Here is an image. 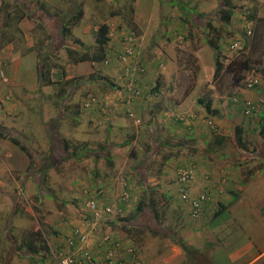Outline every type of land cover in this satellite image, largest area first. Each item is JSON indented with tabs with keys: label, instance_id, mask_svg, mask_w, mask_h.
Listing matches in <instances>:
<instances>
[{
	"label": "crops",
	"instance_id": "obj_1",
	"mask_svg": "<svg viewBox=\"0 0 264 264\" xmlns=\"http://www.w3.org/2000/svg\"><path fill=\"white\" fill-rule=\"evenodd\" d=\"M75 43L77 42L75 41ZM152 44V46L145 45V51H139V53L145 52V60L142 62L145 63L147 70L145 85L140 83L141 96L133 97L124 90L122 82L129 79L122 78L121 82L115 81V78L118 77L116 72L119 69L115 71L111 68V70L103 69L102 73L96 72L97 77L87 79L85 82H92L95 85L92 87L95 89L94 93H88L78 100H76L78 95L70 94V89L73 91L77 85L72 84L73 82L70 83L69 80L65 81L72 79L74 75L64 76L63 70H61L60 76H64L65 79L60 83L59 92L56 95L45 93L41 96L42 92L46 89L49 91L50 87L52 88V85L56 84L58 80L52 74L54 66L50 70V78L54 82L42 84L38 79V64L35 59L36 83L29 89L26 88L27 93L33 89L35 94L24 96L16 101L8 92L11 89H19L20 86H23V81L27 80V73L22 66H28L24 60L33 55V51L19 52L14 55L13 51H2L4 46L0 47V68L4 70L5 75H8L7 81L0 80L1 83L7 82L8 84H2L0 95V264H20L14 258L16 252L13 255H5V251L2 250L9 246L10 241L12 245L16 244L17 248L27 249L26 244L38 245L42 242L50 246L48 252L43 250L35 253L37 257L30 253L31 259L28 264L37 262L38 264H57L53 254L58 247L72 254L76 259L75 264H86L84 261L78 262L83 259L84 250L90 251L95 257V264H101V255L105 248L103 242L105 234L112 235L126 248L135 247L140 260L136 264H264L262 260L264 244L256 241L258 237L255 225L250 226V231L242 236L238 230L239 227L237 230L232 228L234 229L233 235H228L227 232L216 237V241L209 245L212 236L210 228L213 229L216 225L218 227L222 223L227 231L229 230L227 224L236 225L239 223L228 220L227 211L234 208V201H238L243 209H249L251 206L253 210L261 212L256 217L264 223L262 210L256 209L253 204L249 203L253 194H258L262 199L257 191H261L263 186L259 189L257 180L264 179V161H257V159L259 160L258 151L263 149L264 143L255 144V146L245 145L243 135L241 137L242 144L233 142L236 139L233 125L242 128V133L245 130L253 131V133H259L264 137V134H261L264 106L259 107L250 119L246 115V117L244 116L242 106L244 100L257 101L264 95V91L257 92L253 96L249 94V89H241L239 93L242 96L233 97V101H228V99L221 100L225 95H228L227 89H224L226 86L223 88L224 90L220 91V94L212 91L216 97L211 95L205 99L199 97L197 91L189 90L190 87L185 91L181 90L182 83L180 81L176 83L170 79L169 72L180 71V64L174 61L175 58L179 60L182 55L178 54L179 51H175V53L163 51L162 45L158 41H153ZM73 48L76 49V47ZM150 49L156 51H150ZM59 52L57 57L60 56ZM186 52L192 55L195 65H199L201 72L213 75L214 66H211V63L207 64L206 58L205 63H202L204 60L201 57L203 55L201 51ZM119 53L120 51H104L105 57L101 61L77 60L76 58H72L70 61L78 67V70H80L81 63L90 62L92 66L89 65L87 68V71L91 70L87 78L93 72V68L95 69L94 65L103 64L104 61L105 65L117 62L128 72L130 61L128 59L126 62H120L117 58ZM181 53L184 54L185 51ZM220 63L222 64V61ZM177 64L179 65L177 66ZM223 69L224 65L222 64L221 71ZM122 71L121 75L124 74ZM150 72L156 76L151 81L149 80ZM107 76H110L111 80L107 79ZM69 83L72 84L70 87ZM81 83L79 82V85ZM259 84L250 90L259 87ZM207 86L211 90L215 83L210 82ZM90 96L97 97L96 102L86 107V100L88 101ZM221 101V109L214 106L215 103ZM70 102H74V104L70 106L71 111H68ZM207 104L210 111L205 108ZM238 109H240L242 120H238ZM129 111L133 112L136 119H139L138 123L142 119L140 125H135L137 120L128 116ZM207 116L209 119L207 123L211 122V119L214 120L211 123L216 126V129L213 130L209 126L211 133L208 130H205L204 133H197L198 130L202 132L205 125L204 119ZM38 119L42 123L41 127ZM42 119H47L49 123L45 124ZM246 119L252 121V127ZM50 124H53L57 129L51 137L46 128ZM9 128L21 133L24 140L5 135L4 130ZM58 132L67 137L63 136L58 139L60 135ZM197 136L198 138H196ZM71 137L77 140L79 145H77L79 155L76 156V163L83 167L87 165L88 158L93 160L94 181L99 186L109 185L107 189L100 187V193H97L96 189L92 192L98 203L111 206L112 212L106 215L98 225H94L89 211L84 207L88 216L87 219L83 217L86 219L85 221H79L65 231L62 224L55 226L54 223H51L49 226L52 229L49 228L50 235L48 237L41 228L21 227L20 223H16V219H19L17 213L21 211L23 200L26 201L28 198V193H22V186L25 185L23 188L30 191L34 187V183L37 182L34 180V173L29 170L33 168L34 164H36V169L45 167L51 170L57 166L59 160L68 157V155L61 156L62 152H65L63 140L71 141ZM189 138L205 141L202 150L206 152L204 156L198 155L195 141L193 147L185 146L186 141L184 140H189ZM21 145H24L26 149L21 148ZM57 145L60 146V150L57 149ZM55 147L59 151V158H56L55 162L53 160L56 156H50V154L48 159L39 156V162L33 160V153L39 155L40 151L52 150ZM144 149V155H141L140 151L135 153V150L142 151ZM231 150H237L238 156L245 152H250L252 155L246 156L241 161H238L237 158L230 161L226 157L230 155ZM180 166L193 170L194 177L189 183L190 199L205 193L209 196L203 204L200 215L193 217V220L190 218V216L192 217L191 204L189 201H182L179 196L180 183L177 169ZM39 179L44 182L43 175L39 176ZM37 187L35 184V188ZM119 189H121L122 197L115 200ZM128 191L132 193L131 198L133 197L134 200L129 197ZM139 192L142 197L138 194ZM125 194L128 195L126 199L124 198ZM39 197L40 199H38ZM35 198L39 202L42 200L39 194ZM151 199L153 202L155 201L154 208L150 203ZM159 200L164 203L165 208L162 210L158 209V205L156 206ZM147 201L149 204L146 205ZM173 201H178L177 209L174 205L173 209H167ZM144 203L145 207H150L149 212L152 216L151 222L145 218V237L140 231L142 228H139L144 226V223L140 221ZM183 207H186L189 219L193 221L190 222L189 227H186V231L184 227L181 228V231L184 232L183 236L181 235L182 238L189 239L191 243L188 245L198 250L194 245L195 242L201 241L197 233L203 230L208 235L207 242H202V251L198 250L199 255L189 263L184 259L185 253L178 244L181 238L176 237L175 233L182 223L177 220L172 224L171 220L166 221L171 214L174 217L182 216L180 208ZM24 210H26L25 206ZM138 220L140 223L137 222ZM74 227H79L87 234V244L76 242L73 246L67 245L66 239L71 235ZM37 231L41 235L33 236L32 234ZM15 232L18 235L15 236ZM62 233L63 236H61ZM168 238L172 243H169ZM50 243H53V246ZM17 252L19 251L17 250ZM40 261L43 262L40 263ZM120 261L121 264H134L131 254L125 249L121 251Z\"/></svg>",
	"mask_w": 264,
	"mask_h": 264
},
{
	"label": "rangeland",
	"instance_id": "obj_2",
	"mask_svg": "<svg viewBox=\"0 0 264 264\" xmlns=\"http://www.w3.org/2000/svg\"><path fill=\"white\" fill-rule=\"evenodd\" d=\"M13 1L14 0H0V38L3 39V35H13L14 37L12 44L4 46L1 50L13 51L14 55L19 54V52L24 53L26 51H33V55L26 57L24 60L26 63H28V66H22L23 70H25L27 73V80L23 81V86H20L19 89H11L8 92L12 98L14 97L16 101H19V99L24 96L35 94L33 93V89H30L27 93L26 88L29 89L31 85L36 83L35 78L37 73L35 67V59L37 62L40 57H45L48 51L53 50L52 48L54 46V43L50 30L54 28L55 23L53 22L54 19L51 20L50 18L45 22H48L47 24L51 23V29L50 26L43 27L41 18L38 15L34 16L33 18L31 16H25L21 20H19L18 15L20 10H18L16 14L13 15V23L18 21L17 26L19 29H17V26H5L4 11L2 10V8H4L3 3L8 2L12 4ZM19 1H23L20 3L24 6H27L29 2L28 0ZM37 1L38 6L39 3H44L46 9L48 8L49 10L48 14L50 16L53 11H64L68 10L69 8L70 11H74L76 3H78V1H81L86 8H84V11H86L84 14L85 16H83V18L78 21V24L72 26V31L68 36L63 37V41L65 42L64 45L68 43L67 45H69V47H76V49H78L77 51H79L78 54L72 53V55L65 56L67 51H65V48H62L63 46H58L56 50H53L60 51V56L52 57V59L50 60L51 63H54V61L56 63L55 68H53L52 70V74L58 81L56 84L52 85V88L50 87L49 91H46L48 90L46 89L44 92H42L41 96L45 93L48 95H56L59 92L60 83H62L65 79L64 76L67 74H73L74 77L72 79H66L65 81L69 80L70 83L73 82L72 84L77 85L73 91H71L70 89V94L78 95L76 96V100H78L80 97H84L88 93H94L95 89L92 87H95V85L92 82H85L87 79L97 77L96 72L102 73L103 69L111 70V68H113L115 71L119 69V71L116 72L118 77L115 78V81L121 82L123 81L122 78H128L132 85L140 90V83H142V85H145L147 70L145 69V63L142 62V60H145V52L139 53V51H145V45L149 44L152 46L153 41H158V43L162 45L163 51H172L173 53H175V51H179L178 54L182 55V57H179V60H177L178 58H175L174 61L180 64V71H177L176 73L174 71L169 72L170 79H172L176 83L178 81L182 83L180 87L181 90L185 91L190 87L189 90L197 91L198 96L205 99L207 97H210L211 95L216 97L215 93L213 94L212 91H216L218 92V94H220L221 90L227 89L228 95H225L221 100L228 99V101H233V97L242 96L239 92L241 91V89H245L244 82L246 81V79L250 76H255L259 79L260 86L253 90L249 89V94L254 96V94L256 95L257 92L264 91V0H230L234 7V15L230 23V33H228V31L224 28L225 25L222 24L219 19V10L224 0H182L184 1L185 8H194L196 12H203L207 16H209V18L207 16V18H192V16H190L187 11H184V9L182 8L180 9L179 7H177V5L171 4L172 0ZM179 1L181 0H174L175 3L180 4ZM185 1L187 3H185ZM27 10L28 8L26 9V11ZM21 12H23V10H21ZM209 20H211L210 22L212 24L210 27L207 26V21ZM131 23H134L136 26L133 27ZM101 24L107 25L108 41L104 45V51L122 52L127 45L129 47L132 46L134 51L133 56L127 58V60L129 59L130 61V70L127 72V70H125L123 66L120 67V64L117 62H115V64L105 65L104 61L103 64L94 65L95 69L93 68V72L91 73L92 76L89 75V77L87 78L88 74L91 71H87V68L89 67V65L92 66V64H90V62L81 63L80 70H78V67L76 65H73L70 60L72 58H77L82 54L92 55L94 52L99 51V45L95 41V37L98 27ZM213 27L217 29V32L213 31ZM247 30L249 31V33H247ZM60 33L61 32L58 31L57 36L60 35ZM215 33L220 36L219 44L221 46H219L218 51L212 50L206 44V40L214 38ZM237 39H239L240 41L239 46L235 49H231L230 47L228 49L229 43ZM75 41L79 42V44L75 43ZM150 51L156 50L150 49ZM182 51H185V53L182 54ZM186 51H201L203 53L201 57L204 60L202 63H205L206 58L207 64L211 63V66L213 65L214 68L216 66V55L219 53V59L224 65V69L222 70L223 72L221 71V73L216 77H213L211 73L208 74L201 72V68L199 67V65H195V60L192 59V55ZM179 64H177V66ZM101 65L104 66L101 68ZM123 68L124 71H122ZM61 70L64 71V76L62 77L60 76ZM121 71L124 74L121 75ZM7 76L8 75L6 74V77L0 80L7 81ZM108 78L110 79V76H107V79ZM154 78H156V76H154L150 72L149 80L151 81ZM79 82L82 83L79 85ZM210 82L215 83L214 88L211 90L210 88H208L209 86H207ZM5 83L7 84V82ZM5 83H1L0 81V95L2 84ZM70 83L69 87L72 85H70ZM141 95L142 92H140L138 97ZM86 102L88 101L86 100ZM73 104L74 102H70L68 111H71L70 106ZM214 106H217L221 109L222 101L215 103ZM46 107L49 108L48 105H46ZM55 112H57V110H55ZM238 112V120H242L243 118L240 116V109H238ZM47 113H49V111H47ZM252 114L251 116H246L250 119L252 118ZM141 120L140 123H135V125H140ZM246 120L249 122L250 127H252V121L250 122L248 119ZM42 121L45 124L49 123L47 119H42ZM207 121H209L208 116L204 119L205 125L201 130L202 132L198 130L197 133H204L205 130H208L209 133H211L209 127L211 124L209 122L207 123ZM210 121L212 122L214 120L211 119ZM38 122H40L39 126L41 127L42 123L41 121H39V119ZM46 128L49 130L50 137L52 133L55 134L57 131L56 127L53 124H50L49 127L46 126ZM4 131L5 135L7 136H15L19 140H24L22 134L15 132L14 129L11 130L9 128L5 129ZM58 133L60 134L58 139L65 136L60 132ZM242 135L245 139V145L255 146V144L264 143V137L259 135V133H253V131L248 132L245 130ZM198 136L196 138H198ZM193 139L194 138H189L190 141L184 140L186 141L185 146L193 147L195 145L193 142L195 141L198 155L204 156L206 152H203L202 150L205 141L200 139ZM70 143L73 145H78V141L74 138L71 139ZM78 146L75 150L77 155H79V152L77 151L79 149ZM56 147L58 150H60V146L57 145ZM56 147L52 149L54 152V157L56 156L53 160L54 162L56 158H59V151H57ZM48 150L40 151L39 155L37 153H33V160L35 162L38 160L39 162V156L48 159L49 154H51L52 152V150ZM139 151L141 152V155L145 154V149L142 151L135 150V153L137 154ZM258 152L259 160L257 159V161H264V147ZM255 154L257 155V152ZM63 155L66 156L65 152H62L61 156ZM249 155H252V153L245 152L242 153L241 156H238L237 150H231L230 155L226 158L230 159V161H234L236 158L238 161H241ZM87 160V165L83 167H80L78 163H76V155H71V157L68 155L67 158L64 157L63 160H59V162H57L58 165L49 171L46 177L47 181L43 182L42 186L41 184H39L41 186L40 190L38 187L35 188V184H37L39 181L41 182L39 176H41L42 173H39L40 171L36 172V164H34L35 166L33 165V169L35 172L33 175L34 180H36L37 182L34 183V187L30 191L27 188H23L25 187V185L22 186V193H28V198L26 199V201L23 200V208L21 207V211L17 213V216L19 215V219H16V223H20L21 227L27 226L31 227L32 229L41 228L44 231L45 235L48 237L50 235L49 228L51 227L49 225L51 223H54L55 226L62 224V226L65 227V231L67 228H71L73 225H76V223H78L79 221H85L88 216L86 215V211L83 206V201L85 199L84 190L89 189L91 194H93L92 190H98L100 187L107 189L109 186L106 184L99 186V184L94 181V177L92 175V172L94 170V162L89 158ZM257 185H259V189L261 188V186H263V189H261V191H257L262 199L259 198L258 194H253V198L249 200V203L253 204L256 209H261L264 218V179L260 181L257 180ZM138 187L142 189L140 185H138ZM118 193L119 194L116 196L115 200H118L119 197H122L121 189H119ZM38 194L42 195L41 202H39L35 198ZM127 194L131 198L132 193L128 191ZM138 194L142 197L141 192H139ZM17 195L19 196V194ZM131 199L134 200L133 197ZM176 203H178V201H173L167 209H173V205L175 209H177L178 206ZM157 205L158 209L160 210L165 208L164 203H161V200L157 201L156 206ZM233 205L234 208L227 211V215L229 217L228 220L239 223L236 225L233 223L231 225L227 224L226 226L229 227V230L227 231L226 227L222 223L218 225V227L216 225L215 228H210L209 231L212 232V236L209 245L216 241V237L226 234L227 232L228 235H233L234 229L237 230L238 227V230L241 232V236L245 235L247 234V231H250L249 227L254 225L256 226L258 237L256 241L258 243L262 242L264 244V223L262 222V220H259L258 217H256L259 216L261 212L253 210L251 206L249 207V209H243L239 205L238 201H234ZM24 206L26 207V210H24ZM149 208V206L145 207L144 205V210L141 215L140 221L141 223H144V226L139 228H142L140 231H142L143 237H145V218L149 222H151L152 218V216H150L151 214L149 212ZM180 211L182 212V216L174 217L171 214L170 218L166 221L171 220V224L176 220L182 223L181 227H178V229H176L175 231L176 237H180L183 242L191 244L189 242V239L182 238L184 232L181 231V228L184 227V230L186 231V227H189L190 222L193 221H190L186 207L180 208ZM83 217H85L86 219ZM190 218L193 220V217L190 216ZM140 221L138 220L137 222L140 223ZM209 227H212V225H209ZM16 235H18L17 232H15V236ZM139 235H141V233H139ZM61 236H63V233L61 234ZM197 236L201 241L195 242L198 246L196 244L194 245L198 250L202 251V242L206 243L208 240L207 232L200 230L197 233ZM168 241L169 243H172L169 238ZM50 244H52L51 246H53V243ZM58 249H60V247H58L57 250ZM2 250L5 251V255H13V253L16 252L17 254L14 255V258L20 264H28L30 262V252L26 248H17L16 244L13 243L12 245L11 241L9 242V246L6 249ZM17 250L19 252H17ZM34 257H37V255L35 254ZM184 259L189 263L195 259V256L190 252L189 255L185 254ZM262 260L264 262V256L262 257ZM41 262L43 261H40V263ZM36 264H38V262Z\"/></svg>",
	"mask_w": 264,
	"mask_h": 264
},
{
	"label": "trees",
	"instance_id": "obj_3",
	"mask_svg": "<svg viewBox=\"0 0 264 264\" xmlns=\"http://www.w3.org/2000/svg\"><path fill=\"white\" fill-rule=\"evenodd\" d=\"M25 1V0H24ZM28 4L27 6L22 5L20 2L23 1H19V0H14L13 3H3L4 8H2V10L4 11V24L7 27H16L18 24L17 22L13 23V15L16 14V12L18 10H20L19 15H18V19L21 20L23 17L28 16V17H34V16H39L41 18V22H42V26L43 27H48L50 26L51 29V23L47 24L48 22H45L46 20H49L51 18L54 19V28L51 31V35L53 38V50H56L58 46H63L62 48H65V51H67V55H72V53L74 54H78L79 51H77V49H74L73 46H70L65 44L64 45V41H63V37L68 36L71 31H72V26H75L76 24H78V21H80V19L83 18L84 14L86 11H84V5L81 1H78V3H76V7L74 9V11H70V8L68 10H59V11H53L51 16L48 14V8L46 9V6L44 5V3H39V6L37 5L38 1H30L28 0ZM173 5H177V7H179L180 9H184V11H187V13L192 16V18H196V17H205V18H209V16H207L205 13L203 12H196V10L194 8L190 9V8H185L184 6V1H179L180 4L175 3L174 0L171 1ZM185 3H187L185 1ZM24 6V7H23ZM184 7V8H183ZM28 8V10L26 11V9ZM86 9V8H85ZM21 10H23V12H21ZM234 15V7L232 5V2H230V0H224V2L222 3V6L219 10V19L222 22V24L225 25V29L228 31V33H230V23H231V19ZM207 16V17H206ZM17 18V17H16ZM15 18V19H16ZM14 19V20H15ZM211 20L207 21V26L210 27L212 24L210 22ZM133 27H135L136 25L134 23H131ZM17 29L18 26H17ZM213 31L217 32V29L215 27L212 28ZM58 31H60V35L57 36ZM3 39L0 38V47L5 46L6 44H10L13 42L14 37L13 35H3ZM219 40H220V36L217 35V33H215V37L214 38H210L206 40V44L214 51H218L219 46H221L219 44ZM95 41L98 43L99 45V51L94 52L92 55H80L79 57H77V60H84V59H90V60H94V61H101L104 59L105 55H104V45L107 43L108 41V37H107V25L106 24H101L98 27V30L96 32V37H95ZM234 41H232L231 43H229L228 45V49L231 46V44ZM78 43V42H77ZM48 51L46 53V56L43 58H39L37 61V69H38V79L42 84H51L54 82V80H51L50 78V70L52 67L55 66V63H51V59L52 57H56L57 53L59 51ZM219 53L216 55V66L214 68V72H213V77H216L220 74V71L222 69V64L220 63V59H219ZM249 68V66H248ZM124 82H122L123 84V89H125L124 87ZM243 106V104H242ZM205 108L207 109V111H210V107L209 105H205ZM258 109L254 110V113L257 111ZM251 116V114L249 115ZM262 131L261 134H264V120H262ZM233 130L235 133V140L233 141L234 143L237 142L239 144H242L243 142L241 141V137H242V128H240L238 125H234L233 126ZM1 136V135H0ZM16 142V141H15ZM63 144H64V149H65V154L66 156L69 155L71 157V155H76V149H77V145H73L70 143L69 140L65 139L63 140ZM21 148H25L26 147L24 145H21ZM30 154V152H29ZM50 156H54V152L52 150ZM32 166V165H31ZM38 172L42 173L43 175V181L46 182L47 181V175L49 173L48 168L45 167H38ZM29 171H32L33 173L35 172L33 168H31ZM41 184V186L43 185V182L39 181L37 183V186L40 190L41 186L39 185ZM147 188H149L147 186ZM40 195V194H39ZM44 196V195H43ZM42 197V195H41ZM40 199V197L38 198ZM149 204V202H146ZM150 203L152 205V207L155 204V201L153 202L152 199L150 200ZM145 205V203L143 204ZM154 208V207H153ZM40 236L41 234L37 231V233H33V236ZM42 242V241H41ZM179 246L183 249L184 253L186 255H189V253L191 252L194 256H198V250H196L195 248H193L192 246H189L188 244H186L185 242H183L182 240L178 241ZM26 247L28 249V251L31 254H35V253H39L40 251H49V246L47 244H45V242L39 243L38 245H34V244H26ZM61 250V249H59ZM32 251V252H31ZM196 254V255H195Z\"/></svg>",
	"mask_w": 264,
	"mask_h": 264
},
{
	"label": "built area",
	"instance_id": "obj_4",
	"mask_svg": "<svg viewBox=\"0 0 264 264\" xmlns=\"http://www.w3.org/2000/svg\"><path fill=\"white\" fill-rule=\"evenodd\" d=\"M249 33V31H247ZM240 41L239 39L235 40L230 48L235 49L239 46ZM133 48L132 46L129 47L128 45L125 47L124 51L118 54L119 61H127V58L133 56ZM6 77L5 72L3 69L0 68V78L4 79ZM259 84V79L255 76H250L244 82L245 89H252L256 85ZM124 87L131 96L135 97L138 96L140 90L132 85L129 80H126L124 83ZM96 102V98L94 96H90L88 98V102L85 104L86 107L90 106L91 104ZM264 106V95H262L257 101L253 102L251 100H244L243 101V113L245 115H250L254 112V110L258 109L259 107ZM128 116L131 118H135L133 112L129 111ZM136 122H139V119H136ZM213 130L216 129V126L209 122ZM178 181L180 183L179 188V196L182 201H189L191 204V214L192 217H198L202 211L203 204L208 200L209 196L205 194H200L197 197L190 199V187L189 183L192 181L194 175L193 170L187 167H180L177 171ZM101 190L98 189L97 193H100ZM85 199L83 201L84 207L87 211H89L92 219L93 224L98 225L106 215L112 212V207L105 204L100 205L97 201V198L94 194H91L90 190H84ZM126 194L124 198L126 199ZM88 236L87 234L82 231L79 227H74L72 230L71 235L66 239V243L68 246H73L76 242L80 244H87ZM103 242L105 243V248L101 255L102 261L101 264H121L120 255L121 251L125 249L131 254L134 264L140 262L137 250L135 247H124L122 246L121 242L118 239H115L110 234H105L103 236ZM53 257L55 258L57 264H75L76 259L73 257L72 254L65 252L64 250H57ZM82 258L78 262L84 261L86 264H95L96 259L88 250H84L82 253Z\"/></svg>",
	"mask_w": 264,
	"mask_h": 264
}]
</instances>
